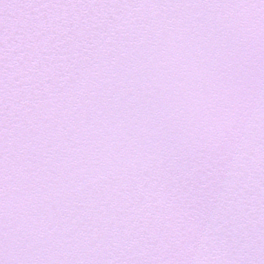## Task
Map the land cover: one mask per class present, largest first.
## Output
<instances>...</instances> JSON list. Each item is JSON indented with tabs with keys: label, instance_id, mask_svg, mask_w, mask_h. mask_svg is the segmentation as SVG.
I'll use <instances>...</instances> for the list:
<instances>
[{
	"label": "snow or ice",
	"instance_id": "6c2138e0",
	"mask_svg": "<svg viewBox=\"0 0 264 264\" xmlns=\"http://www.w3.org/2000/svg\"><path fill=\"white\" fill-rule=\"evenodd\" d=\"M0 264H264V0H0Z\"/></svg>",
	"mask_w": 264,
	"mask_h": 264
}]
</instances>
